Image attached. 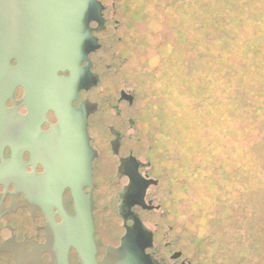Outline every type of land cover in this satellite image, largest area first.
I'll return each instance as SVG.
<instances>
[{
    "label": "flooded vegetation",
    "instance_id": "af4514ba",
    "mask_svg": "<svg viewBox=\"0 0 264 264\" xmlns=\"http://www.w3.org/2000/svg\"><path fill=\"white\" fill-rule=\"evenodd\" d=\"M99 1L104 24L90 27L100 46L80 63L92 84L71 92V71L54 78L6 47L21 44L22 25H54L28 20L48 0H15L25 20L0 21V264H87V243L94 264H120L137 226L152 233L143 251L154 264H214L194 235L199 210L169 124L178 121L170 80L150 86L132 74L129 84L128 56L114 49L120 21H110L138 18L140 4L114 0L109 15ZM7 25H18L15 38Z\"/></svg>",
    "mask_w": 264,
    "mask_h": 264
},
{
    "label": "rangeland",
    "instance_id": "374dc122",
    "mask_svg": "<svg viewBox=\"0 0 264 264\" xmlns=\"http://www.w3.org/2000/svg\"><path fill=\"white\" fill-rule=\"evenodd\" d=\"M137 1L138 18H113V29L120 21L114 49L128 56L123 71L129 84L132 74L150 86L164 76L170 80L178 121L169 124L197 201L191 210H199L194 235L204 238L200 255L214 264H264V129L247 133L246 112L260 102L226 61L234 58L229 51L247 45L252 30L220 13L210 18L214 0ZM256 2L264 8V0ZM221 184L229 189L217 190ZM217 194L234 198L235 206L217 205Z\"/></svg>",
    "mask_w": 264,
    "mask_h": 264
},
{
    "label": "water",
    "instance_id": "95a60500",
    "mask_svg": "<svg viewBox=\"0 0 264 264\" xmlns=\"http://www.w3.org/2000/svg\"><path fill=\"white\" fill-rule=\"evenodd\" d=\"M49 1L51 0H48L47 11L46 8L38 7L36 15L32 12L28 20L49 21L54 25H22L24 38L21 44H15L13 40L6 44V47L14 52L19 50L22 61L27 66L37 63L40 69L44 72L48 71L54 78L60 70L71 71L70 92L89 87L92 84L91 74L88 68H81L80 63L100 46L97 39L91 35L90 23L96 21L99 26L104 24V6L99 0H52V4ZM104 1L108 4L110 15L113 0ZM0 5V21L25 20L22 15L19 16L15 0H0ZM110 25L113 29V19ZM17 27L18 25H7L6 31L11 34V38H15ZM90 221L89 210H86L87 230L91 229ZM137 227L124 238V258L120 264H154L143 251L152 245V233L146 231L143 233ZM88 235L87 232V239ZM141 236L144 239L140 245ZM85 257L87 264H94L88 243L85 244Z\"/></svg>",
    "mask_w": 264,
    "mask_h": 264
},
{
    "label": "trees",
    "instance_id": "16d2710c",
    "mask_svg": "<svg viewBox=\"0 0 264 264\" xmlns=\"http://www.w3.org/2000/svg\"><path fill=\"white\" fill-rule=\"evenodd\" d=\"M256 1L214 0L212 13L205 12L214 20H217L216 17L220 13L222 18L228 21V23L230 22L232 25H245L252 30V33L250 31L251 40L245 42L247 45H244L241 50L240 47H236L233 53L229 51L234 58L226 60L229 64L228 69L231 70V68L237 66V70L242 73V79L244 80L242 84H246V87L250 89L249 93H256V98L260 102L258 106L246 107V112L251 115L247 123L249 127L247 133L264 129V126L258 127L264 121V8L260 9L257 7ZM227 6L232 10V13L229 12L230 10ZM260 23H262V26ZM249 103L251 102L247 101V104ZM226 188L229 189V187ZM220 189L227 191V189L222 187V184L217 188V190ZM226 199L228 197L226 198L225 195L221 196V194H217L216 201H221V206H229L230 202H223L224 200L227 201Z\"/></svg>",
    "mask_w": 264,
    "mask_h": 264
}]
</instances>
